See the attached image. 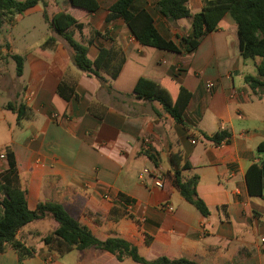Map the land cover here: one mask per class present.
Here are the masks:
<instances>
[{"label":"crops","instance_id":"obj_1","mask_svg":"<svg viewBox=\"0 0 264 264\" xmlns=\"http://www.w3.org/2000/svg\"><path fill=\"white\" fill-rule=\"evenodd\" d=\"M97 1L99 10L87 13L67 0H45L7 25L13 31L25 15L42 13L47 23L44 14L52 18L78 10L82 17L75 18L84 27L74 37L87 47L89 59L106 48L117 50L125 62L116 79L101 72L102 80L80 71L62 42L46 44L50 35L21 52H15L11 39L9 49L0 46V156L5 157L0 158V174L8 168L10 150L29 209L61 203L96 238L124 239L149 260L166 256L198 264H264V199L249 194L246 179L248 169L264 161L259 151L264 94L253 92L245 81L257 76L260 61L242 58L234 20L225 15L194 52H172L143 46L122 19L106 23L118 0ZM156 1L137 0L135 6L149 10L161 34L179 45L191 32V21L162 17ZM205 1L188 0L190 12H201ZM96 31L107 32L109 39L96 37ZM9 55L23 56L21 76L8 70ZM141 78L166 89L174 100L180 87L188 91L182 124L160 102L134 94ZM207 83L214 84L212 92ZM9 104L23 105L26 117L18 121ZM220 131L231 134L229 143L214 145L203 137ZM145 139L158 166L146 154ZM174 160L180 169L190 166L185 177H199L197 193L210 210L208 218L173 186ZM145 169L163 175V189L142 175ZM46 222L51 225L46 233L32 226ZM56 227L48 217L19 232L36 249V256L22 264H138L96 249L61 256L44 243H33ZM0 264H19L16 252L0 254Z\"/></svg>","mask_w":264,"mask_h":264},{"label":"trees","instance_id":"obj_2","mask_svg":"<svg viewBox=\"0 0 264 264\" xmlns=\"http://www.w3.org/2000/svg\"><path fill=\"white\" fill-rule=\"evenodd\" d=\"M45 0H0V46L9 49L6 38L3 36L7 25L16 15H23L27 10L43 3ZM137 0H118L110 8L106 23L122 19L131 35L143 46L158 48L172 52H194L200 42L211 32L219 29L225 15L229 14L237 26L240 54L243 59L259 60L257 76H246L245 81L253 92L264 94V0H206L201 12L192 14L188 7V0H157L156 10L166 19H174V23L182 19L191 21V32L183 37L179 45L163 36L158 30L154 16L145 8H136ZM70 7L87 13H95L100 5L97 0H67ZM44 17L51 34L46 44L58 41L70 52L74 65L89 76L102 79L101 72L116 79L125 62L124 56L115 49L100 48L98 57L92 61L88 57V49L75 39L76 31L83 30V23L67 12H59L52 18ZM96 37L109 39L107 32L96 31ZM4 44V45H3ZM6 56H2L5 58ZM16 63V72L21 76L24 69V58L21 55H9ZM103 80V79H102ZM134 94L144 100L158 101L176 123H183V114L189 104L191 95L183 87L176 100L170 92L161 88L153 81L141 78ZM8 109L17 113L18 121L26 117V108L23 105L15 107L7 105ZM205 140L220 145L229 143L231 134L220 131L212 136L203 133ZM264 152V144L259 146ZM146 154L158 166V156L150 148ZM8 168L0 174V254L13 249L19 264L36 256V249L28 246L20 237L19 232L34 222L52 218L57 227L49 234L42 236V242L51 251L65 255L72 250L96 249L113 254L119 261L130 258L138 264H198L197 262L179 258L172 259L161 256L153 260L143 257L136 246L121 238L100 240L82 224L67 207L61 203H40L36 209L28 207L26 190L22 188L15 155L12 151L6 152ZM176 167L171 181L181 196L195 206L202 216L208 218L210 210L204 200L197 193L199 177L193 175L187 178L183 171L190 166ZM249 194L264 199V161L261 165H252L246 175ZM40 235V234H36ZM149 244V243H148Z\"/></svg>","mask_w":264,"mask_h":264},{"label":"rangeland","instance_id":"obj_3","mask_svg":"<svg viewBox=\"0 0 264 264\" xmlns=\"http://www.w3.org/2000/svg\"><path fill=\"white\" fill-rule=\"evenodd\" d=\"M79 12L80 11L78 10L76 11L73 10V11H70L69 13L74 17L81 18L82 13L81 12L79 13ZM50 34H51V31L49 30L48 25L45 22L42 13H33L29 16L25 15L24 19L17 24L16 30L12 31L9 28H7L4 31L5 38H7V40L11 39V42L14 44L15 52L16 51L21 52L24 48L28 47V45L30 44L39 43V41H41L45 35H50ZM7 40L6 42H8ZM6 59H9V57H6L4 60ZM7 68L12 74H16V63L13 59L8 60ZM250 69H252V66H250ZM2 140L3 139L0 138V143H2ZM4 151L5 149L3 150V152ZM2 198H3L2 194H0V200ZM1 212H2V208L0 206V213ZM32 226H34L33 228H36V230L43 231L45 233L47 230H49V228H51V225L48 222L44 223V225H41V223H35ZM33 243L38 246H41L42 244L40 243H43V242L42 240L40 242L39 240H34ZM31 264H34V263H31Z\"/></svg>","mask_w":264,"mask_h":264},{"label":"built area","instance_id":"obj_4","mask_svg":"<svg viewBox=\"0 0 264 264\" xmlns=\"http://www.w3.org/2000/svg\"><path fill=\"white\" fill-rule=\"evenodd\" d=\"M213 87H214V84H213V83H207V85H206V88H207V90H208L209 92H212ZM54 118H55V119H58L59 116L55 115ZM190 139H191V138H190ZM191 142L194 144V143H195V140L192 139ZM149 143H150L149 140H147V139L144 140V145H145V149H146V150L150 148V147H149ZM0 158H1V159H5L4 155H1ZM142 175H143V176H144V175H150V176L153 178V180H154V186H155V187H157V188H159V189H163V188H164V177H163V175L160 174L159 172H154V171L151 172V171H149L148 169H145V170L143 171V174H142ZM261 247H262V250H264V238L261 239Z\"/></svg>","mask_w":264,"mask_h":264},{"label":"water","instance_id":"obj_5","mask_svg":"<svg viewBox=\"0 0 264 264\" xmlns=\"http://www.w3.org/2000/svg\"><path fill=\"white\" fill-rule=\"evenodd\" d=\"M169 20L174 21V19L170 18Z\"/></svg>","mask_w":264,"mask_h":264}]
</instances>
